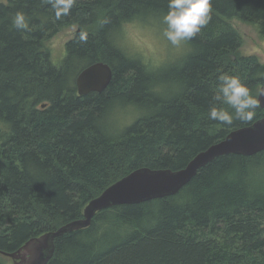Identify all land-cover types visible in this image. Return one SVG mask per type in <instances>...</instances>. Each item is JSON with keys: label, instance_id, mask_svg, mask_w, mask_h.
Masks as SVG:
<instances>
[{"label": "trees", "instance_id": "trees-1", "mask_svg": "<svg viewBox=\"0 0 264 264\" xmlns=\"http://www.w3.org/2000/svg\"><path fill=\"white\" fill-rule=\"evenodd\" d=\"M167 2L75 0L57 19L47 0H0V251L81 218L131 170L181 168L263 116L259 106L252 120L226 125L209 108L221 74L238 75L256 98L264 86V63L238 53L242 38L230 22L254 24L264 37V0H211L207 26L160 72L122 49L117 32L144 11L165 13ZM17 11L27 30L13 26ZM68 27L73 36L52 60L45 43ZM97 61L111 66L109 85L78 95L75 77ZM162 83L172 94L156 99ZM132 105L149 112L116 130L121 121L109 116ZM54 244L46 264H264V150L216 157L177 194L101 210Z\"/></svg>", "mask_w": 264, "mask_h": 264}, {"label": "water", "instance_id": "water-1", "mask_svg": "<svg viewBox=\"0 0 264 264\" xmlns=\"http://www.w3.org/2000/svg\"><path fill=\"white\" fill-rule=\"evenodd\" d=\"M112 76L113 70L106 62L97 61L85 66L75 77L77 94L84 95L93 91L101 93L109 85ZM261 91H264V86L259 88L257 95L259 106L264 111V95H261ZM263 150L264 114L249 125L231 129L223 139L198 151L181 168L154 169L142 166L131 170L92 198L85 205L81 218L28 240L15 252L0 253L11 257L13 264H46L53 256L55 238L88 227L97 212L112 206L173 196L191 181L199 169L216 157L227 154L250 156ZM17 259L20 261L17 262Z\"/></svg>", "mask_w": 264, "mask_h": 264}, {"label": "clouds", "instance_id": "clouds-1", "mask_svg": "<svg viewBox=\"0 0 264 264\" xmlns=\"http://www.w3.org/2000/svg\"><path fill=\"white\" fill-rule=\"evenodd\" d=\"M59 19L70 12L75 0H47ZM211 0H168L167 11L160 16L158 28L159 39L166 42L163 46L148 40H141L136 34L128 31L131 23L125 22L122 30L140 50L143 61L152 69H158L165 63H173L180 59L178 55H170L169 47L179 52L185 44L195 38L209 23L211 16ZM107 23V21H104ZM17 30H27L26 15L17 11L12 19ZM87 34L81 33L80 40L86 41ZM218 91L213 96V104L209 108V118L222 124L230 125L233 119L250 121L259 107V100L242 82L238 75L224 73L219 77ZM264 95V91H261ZM221 105H226L227 108ZM231 109L232 111H229ZM233 112L235 115H233Z\"/></svg>", "mask_w": 264, "mask_h": 264}, {"label": "rangeland", "instance_id": "rangeland-1", "mask_svg": "<svg viewBox=\"0 0 264 264\" xmlns=\"http://www.w3.org/2000/svg\"><path fill=\"white\" fill-rule=\"evenodd\" d=\"M162 14L156 13H149L144 11L142 15H138L134 19H130L126 22H136L131 23L130 28L128 31L136 34V37L141 40H148L149 42L156 43L158 46H163L166 42L159 39V32L158 28L160 27L159 19ZM233 27L237 30L242 38V44L238 49V53L241 55H256L260 62L264 63V37H262L257 27L254 24L243 22L239 19H231L230 20ZM125 24L122 23L120 29L117 32V41L119 46L124 49L128 54L142 59L140 55V50L133 42L132 39H129L122 30V26ZM75 28H66L65 30L61 31L51 39L47 40L45 45L49 48L52 52V60H57L62 55L64 51L65 42L68 41L72 36ZM169 47L170 55H178L180 59L176 60L173 63H165L160 68L156 69L157 71H166L172 69L170 67H174L178 65L184 55L188 52L189 46L186 43L184 48L179 52H175L171 50ZM136 57V58H137ZM143 60V59H142ZM154 70V69H153ZM163 84V85H162ZM160 84L157 88L153 90V97L156 99H166L171 96V92L168 91V85H164V83ZM173 88V85H170ZM127 108V109H124ZM112 109H110L111 111ZM109 111V113H110ZM149 110L143 106H128V107H120L117 108L112 112L108 119H119L121 124L119 125L120 121H116L119 125L116 130H121L124 126L130 124L133 120L138 118L139 116L148 113ZM122 126V127H121ZM3 262L5 264H13V259L11 257L0 255Z\"/></svg>", "mask_w": 264, "mask_h": 264}, {"label": "flooded vegetation", "instance_id": "flooded-vegetation-1", "mask_svg": "<svg viewBox=\"0 0 264 264\" xmlns=\"http://www.w3.org/2000/svg\"><path fill=\"white\" fill-rule=\"evenodd\" d=\"M16 261L18 262V261H20V259H17ZM21 262H22V261H21ZM21 262H20V263H21Z\"/></svg>", "mask_w": 264, "mask_h": 264}]
</instances>
